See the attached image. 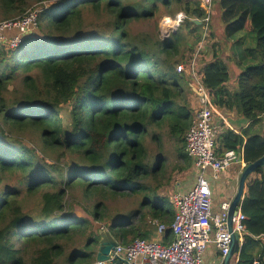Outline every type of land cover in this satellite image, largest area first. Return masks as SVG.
Segmentation results:
<instances>
[{
	"label": "trees",
	"instance_id": "trees-1",
	"mask_svg": "<svg viewBox=\"0 0 264 264\" xmlns=\"http://www.w3.org/2000/svg\"><path fill=\"white\" fill-rule=\"evenodd\" d=\"M33 2L48 7L30 32L15 30L20 45L0 38V264H94L101 230L128 245L147 239L154 221L168 227L164 242L173 241L175 208L165 189L178 169L191 170L189 189L196 183L186 153L195 93L191 77L174 65L191 62L205 11L196 0H0V9L18 21ZM214 5L212 19L227 40L247 33L252 42L231 91L225 44L210 45V26L204 83L218 111L263 129L226 130L217 151L242 150L251 164L264 156V0ZM179 13L187 16L185 31L168 39L159 27L144 39L131 33L135 22ZM21 77L22 97L16 91L9 102V87ZM163 136L175 142L182 165L159 152ZM149 139L160 148L152 155ZM241 206L248 219L238 264H264V168L247 180Z\"/></svg>",
	"mask_w": 264,
	"mask_h": 264
},
{
	"label": "built area",
	"instance_id": "built-area-1",
	"mask_svg": "<svg viewBox=\"0 0 264 264\" xmlns=\"http://www.w3.org/2000/svg\"><path fill=\"white\" fill-rule=\"evenodd\" d=\"M205 11V30L209 29L214 12V0H196ZM38 11H28L23 19L18 21L0 22V33L7 25L28 33L36 25ZM187 16L179 13L176 18L163 17L160 31L162 39H168L185 23ZM20 37H15L11 48L20 45ZM203 52V45L198 48ZM178 74L187 73L196 89L195 120L186 134V153L195 161L196 183L189 191H177L173 197L175 218L171 226L173 241L164 244L163 237L167 232L166 224L153 222L159 235L158 241L137 238L128 245L118 244L110 255L109 261H96L94 264H109L111 260H121L125 264H204L203 256L210 244H214L222 260L228 255L232 243L228 229V214L232 201L221 204L218 213H214L213 192L210 178L218 181L234 164L247 165L243 151L227 150L222 154L217 151V131L215 116L217 109L212 102V96L204 83V75L197 69V60L192 58L190 64H180ZM242 157V161L240 158ZM247 216L242 212V206L234 214L233 232L238 235L240 245L247 234ZM264 240V235L260 237ZM241 248V247H240ZM222 264V262L220 263ZM253 264H260L255 260Z\"/></svg>",
	"mask_w": 264,
	"mask_h": 264
},
{
	"label": "rangeland",
	"instance_id": "rangeland-1",
	"mask_svg": "<svg viewBox=\"0 0 264 264\" xmlns=\"http://www.w3.org/2000/svg\"><path fill=\"white\" fill-rule=\"evenodd\" d=\"M43 3H44L43 6H45V8L48 7V5L45 4V2H43ZM43 6H42L41 3H37V2L35 3V2H33L31 4L30 8H29V11L30 10L31 11H38V15H39V13L43 10ZM214 7H216V6L214 5ZM162 18H158V19L152 20V21H138V22L133 23L131 25V33H132V35L144 39L146 37V34H149V33H156V34H158V27H159V30H160ZM7 19L8 18L6 17L4 10H1L0 9V22L9 21ZM184 25H185V23L183 24V26ZM216 25H220V26L223 27V24L220 22V20L218 22V21H216V19H212L211 24H210L211 29H212L213 26H216ZM16 29L17 28H15L12 25H9L8 24L7 25V28L4 29L0 33V38L6 40V43L9 46H10V42L15 37H20L19 35L16 34V31H15ZM182 29L185 31V27H182ZM7 30H10V31H8L9 33H7V34L4 33ZM17 30H19V29H17ZM218 30L219 29L216 30L214 37H211L209 39L210 40V45L212 44V42L216 38L219 37L218 36V33H219ZM202 34H203L202 41L198 44V47H197L196 52L191 55V59L192 58H196V60H197V69H199V66L201 65V57H202V62H203V59H204L203 58L204 57L203 56L204 55L203 53L208 52V57H210V59H212V53H213V51H212L213 49H212V47L210 45H208V39H207L208 35L210 34V28L207 31L204 28L203 31H202ZM158 36L155 37V38H159L160 36L163 37L161 31H160V36L159 37ZM238 37H241V36H235L234 38H231V39L236 40ZM206 40H207V45L205 44ZM200 44L203 45V52L201 54H199V52H198V48H199ZM205 46L207 48H208V46H210L208 48V51H207V48ZM230 55H232V54H230ZM246 55H247V52H244L243 51L240 54V56H238L235 53V56H233L234 58L232 56L231 57H227V58L224 55L221 56L223 58V60L225 61V63L227 64L228 68H229L230 81L228 82V84H227L226 87L229 90H231V91L237 90L238 77H239V75L241 73V71L239 73V70L237 68H235L233 65L235 64V66L238 67L237 62L243 61V59H244V57H246ZM160 58L161 59H164L165 57H164L163 54H160ZM189 64L190 63L186 64V66H188ZM178 65L179 64H175L174 65V69L176 71H177ZM9 89L12 92L11 95H9L7 97L9 102H10V100H13L14 98H18L19 97V94L18 93H15L16 91H21L20 96L22 97L23 90H24V84H23V81H22V77L20 79H18L13 86L11 85L9 87ZM260 130H261V132L263 131V129H261V128H260ZM147 147H148L149 153L151 155L154 154V153H157L158 150L160 149L158 147V145H156L155 143H153L150 139L148 140ZM159 152H163L164 155L166 156V158L169 159V161L173 164L174 167H175V165H182L178 161V158H177L176 144L168 136H163L162 146H161V149H160ZM235 168H236V165H232V167L230 168V170H234ZM190 172H191V170L190 171H186V172H182V171H180L178 169V171H176L175 174L173 175V184H172V186L171 187L170 186L169 187H166L165 192L166 193H170V195L172 196L176 190L188 188V185L186 186L185 183H187V182L192 183L193 180H194V177L191 175ZM231 264H235V257L232 259Z\"/></svg>",
	"mask_w": 264,
	"mask_h": 264
},
{
	"label": "crops",
	"instance_id": "crops-1",
	"mask_svg": "<svg viewBox=\"0 0 264 264\" xmlns=\"http://www.w3.org/2000/svg\"><path fill=\"white\" fill-rule=\"evenodd\" d=\"M217 29H219L218 30V32H219L218 36L219 37L216 38V40H214L213 42L216 43V42H218V39H219L220 41H222L225 44V48L223 50L224 51L223 55L226 58L231 57V56L232 57L235 56V53L238 56H240V54L243 51L244 52L247 51V48L250 46V44L252 42L251 37L247 33L237 35V36H241V37H238L236 40H234V39L227 40L224 36V27H222L220 25H216L215 26V32ZM208 48H209V46H208ZM208 48H207V51H208ZM203 54H204L203 55L204 59H203V62L201 61V65L199 66V69H198L200 73H203L201 71L202 66H205V64H207L209 61L212 60V59H210V57H208V52H205ZM230 54H232V55H230ZM246 57H244V59H246ZM244 59H243V61H244ZM238 63L240 64V62H237V65H238ZM233 66L235 68H237L239 70V73H240L241 68L239 66L236 67L235 64ZM215 125H216L215 128H216L218 136L222 135L226 130H232L238 135H241L242 131L247 130V129H249V133H251L255 130H258V131L260 130L259 124L255 125L254 128H251L252 125L249 121L245 120L241 115H239L235 112H230V111L226 112V111H218L217 110V114L215 116ZM260 132H261V130H260ZM244 141L246 142L247 138H245ZM234 165H236V168L234 170L229 169L230 171L228 170L227 173L224 176H222L220 180H218V181H215L213 179L211 180V181H213L212 188H213V207H214L213 210H214V213H218L220 211L221 204L223 202L232 201L234 199L236 193H237L238 184H239V177H240L241 172L243 170V165H241V164H234ZM189 188L190 187L184 188V189H189ZM180 190L182 191V189H178V191H180ZM176 192H177V190L174 192L173 197L176 194ZM245 194H246V188H245ZM154 222H156V221H154ZM152 223H150V226H148V228L146 229V232H147L146 235L148 236L147 239L151 240V241H158L160 237L157 234L156 227ZM157 224H160V223L157 222ZM141 232L142 231H140V234H141ZM171 240H172V238H171ZM163 243L166 244L164 242V238H163ZM241 246L242 245H240V247ZM238 254L234 256L235 257V264H238V262H239ZM203 262H204V264H220L221 262H223L222 257L220 256L219 252L216 250L214 244H210L208 246L207 251L205 252V254L203 256ZM109 264H112V263H109Z\"/></svg>",
	"mask_w": 264,
	"mask_h": 264
},
{
	"label": "water",
	"instance_id": "water-1",
	"mask_svg": "<svg viewBox=\"0 0 264 264\" xmlns=\"http://www.w3.org/2000/svg\"><path fill=\"white\" fill-rule=\"evenodd\" d=\"M193 91L196 93V89L193 88ZM240 161H242V157L240 158ZM259 168H264V156L257 160L254 163L247 164L239 177V184H238V190L234 197V199L231 202V206L229 209L228 214V229L231 234L232 243L230 246V251L228 255L224 258L222 264H231L232 258L237 255L240 252V241L238 238V235L233 232V217L234 214L238 211L239 207L242 205V202L245 198V188L247 180L251 175H253ZM100 242H99V250L97 253V261H109L110 255L113 253V251L116 250L119 242L113 237L110 231L108 230H101L100 232ZM110 263L112 264H125L121 260H111Z\"/></svg>",
	"mask_w": 264,
	"mask_h": 264
},
{
	"label": "bare ground",
	"instance_id": "bare-ground-1",
	"mask_svg": "<svg viewBox=\"0 0 264 264\" xmlns=\"http://www.w3.org/2000/svg\"><path fill=\"white\" fill-rule=\"evenodd\" d=\"M213 192V191H212Z\"/></svg>",
	"mask_w": 264,
	"mask_h": 264
}]
</instances>
